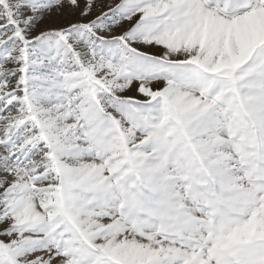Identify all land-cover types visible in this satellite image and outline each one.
Listing matches in <instances>:
<instances>
[{
    "label": "snow or ice",
    "instance_id": "6c2138e0",
    "mask_svg": "<svg viewBox=\"0 0 264 264\" xmlns=\"http://www.w3.org/2000/svg\"><path fill=\"white\" fill-rule=\"evenodd\" d=\"M0 264H264V0H0Z\"/></svg>",
    "mask_w": 264,
    "mask_h": 264
}]
</instances>
